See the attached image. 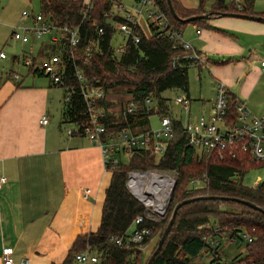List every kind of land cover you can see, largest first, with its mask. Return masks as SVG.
Returning a JSON list of instances; mask_svg holds the SVG:
<instances>
[{
    "label": "trees",
    "instance_id": "1",
    "mask_svg": "<svg viewBox=\"0 0 264 264\" xmlns=\"http://www.w3.org/2000/svg\"><path fill=\"white\" fill-rule=\"evenodd\" d=\"M206 1L200 0L196 9H185L172 0L178 16L183 21L172 16L166 0H157V3L159 9L168 17L171 27L181 34L189 23L210 26L207 19L187 20L198 15L209 14V19L229 13L258 15L253 11L254 0H246L245 8L239 12L232 3L225 0H213L211 9L206 10L204 7ZM39 2L41 13L50 14L59 25L79 27L82 39L74 49L76 65L89 81L94 84L98 82L105 88L108 96L103 100L105 107L107 109L110 107L108 99L110 95L124 96L120 99L122 106L120 116L117 118L114 113H109L103 119L109 131H116L122 127H129L136 132L145 131L151 127V116L155 114L170 116L166 110V98L162 94L166 90H181L189 96L190 67L197 65L203 67L209 62V58L203 62L194 60L190 56V51L185 50L178 40L170 38L165 30H161L155 24L149 25V35L139 29L140 41L134 43L129 39L125 51L116 53L111 45L116 33L113 24L120 19L105 15L111 11L113 0H91L92 8L87 13L88 18L83 14L86 8L84 0ZM100 28L104 31V35L99 38L101 51H92L87 55L86 48L90 40L98 37ZM43 56L44 51L40 49L34 60ZM31 72L34 75H42L35 71ZM69 82L71 86H77L74 80L69 79ZM147 97L158 101L157 109L146 106ZM130 100L137 102L139 106L134 113L125 114ZM234 102L235 99L231 97V107L234 106ZM84 109V100L77 93L68 111L63 113V119L67 117L70 122H79L80 118H83L81 114ZM171 118L175 136L164 156L156 162L152 153L136 152L131 156L129 164L120 163L111 172L99 228L95 232L79 237L62 264H75V254L85 249H90L99 256V264H146L169 222L167 218L162 221L145 220L144 226L151 227L153 233L159 226L161 227L158 238L152 243L150 254L145 252L150 242L148 239L141 244L124 241L119 245L116 238L127 236L135 218L145 212L143 205L126 186L127 172L130 169H147L150 166L175 172L177 184L169 206L170 216L178 203L201 195L241 198L263 210L262 212L232 200L189 203L178 211L175 223L152 264H190L192 261L202 264H264V181L253 187L246 186L242 181L245 173L252 168L264 167V162L255 166L258 163L253 162L246 154L220 160L208 152L199 153L189 144L188 137L183 132L182 122ZM195 166H201L203 173H197L196 169H193ZM197 175L205 177V186L201 189L190 188L191 179ZM216 228L229 234L231 240H235L236 243L244 241L246 257L223 262L220 246L213 249L204 240L206 235L214 237L220 235L221 232H217ZM244 233L252 238L251 242L241 236ZM211 250L217 255L212 257L208 255ZM209 257L211 259L207 260Z\"/></svg>",
    "mask_w": 264,
    "mask_h": 264
},
{
    "label": "crops",
    "instance_id": "2",
    "mask_svg": "<svg viewBox=\"0 0 264 264\" xmlns=\"http://www.w3.org/2000/svg\"><path fill=\"white\" fill-rule=\"evenodd\" d=\"M174 1L185 9H196L200 2ZM253 11L264 15V0H254ZM138 21L149 35L147 16ZM206 21L210 26L193 24L191 36L182 38L204 60L209 58L203 67L211 77L210 93L202 87L182 95L190 101L191 118L193 100L208 113L203 115L212 113L219 82L232 98L264 116V22L232 16ZM16 56L12 63L22 65ZM24 67L27 71H0V168L7 178L0 188V264L4 249L17 262L26 257L29 264H62L79 237L99 228L111 172L98 145L86 136L61 131L63 89ZM43 116L46 125L40 123ZM86 189L90 194L85 195Z\"/></svg>",
    "mask_w": 264,
    "mask_h": 264
},
{
    "label": "built area",
    "instance_id": "3",
    "mask_svg": "<svg viewBox=\"0 0 264 264\" xmlns=\"http://www.w3.org/2000/svg\"><path fill=\"white\" fill-rule=\"evenodd\" d=\"M234 5L237 11L245 8L246 0H226ZM91 0L85 2L84 17L88 18V11L91 7ZM106 17L112 15L120 20L114 22L115 32H120L125 38V42L116 47V53L125 51L127 41L132 39L134 43L140 41L138 30L142 29L138 17L146 15L149 24L157 25L161 30L174 40H178L183 47L190 51V56L194 60L203 62L204 58L196 53L190 44L182 39V34L171 27L168 17L159 9L157 0H137V5L133 10H127L121 1H115L112 9L105 14ZM23 17H32L33 25L15 26L12 29L11 39L23 44L31 43L32 38L41 40L40 48L44 46V56L34 58L38 54L22 53L16 56V61H20L31 71L48 77L53 86L60 87L64 91L63 113L68 111L72 105L75 94H80L84 100L85 109L82 112L83 118L80 121L70 122L67 117L63 119V124H72L73 127L66 128L68 136L82 135L98 145L102 149L103 163L109 172L115 170L122 160L123 155L131 156L134 152H150L161 158L167 151L170 141L175 136V129L172 118L168 115H161L157 128L150 127L145 131H134L129 127H122L116 131H109L103 119L109 113L113 114L111 107L108 109L103 104L107 99L105 88L97 83L89 81L83 71L76 65L74 49L80 43L82 37L78 26L68 24L59 25L53 17L41 12L31 13L23 10ZM143 30V29H142ZM115 33V34H116ZM44 35H49L47 40H42ZM104 35L102 28L98 30V37L90 40L86 48L87 55L92 51H101L99 38ZM39 48V49H40ZM7 55L1 51L0 61ZM264 67V53L261 59ZM70 67V68H69ZM67 73V74H66ZM69 73V75H68ZM18 80V74H10ZM69 79L76 82V87L70 85ZM109 99V98H108ZM129 99V98H128ZM176 104L182 105L187 115H190V101L187 97L177 96ZM148 106L153 103L151 97L145 99ZM231 96L225 83L219 82L216 87L215 99L212 113L201 115L197 119L187 120L183 124V132L187 135L189 144L199 153L208 152L218 159L225 157L235 158L239 154H246L256 163L264 162V116L255 115L244 101L235 100L231 107ZM137 103L130 100L124 113H134L137 110ZM42 125L48 124L47 116L40 120ZM131 157L128 158L130 160ZM205 177L191 179L189 186L193 189H201L205 186ZM7 182V178L0 168V188ZM176 178L172 173L160 168L130 169L127 172L126 186L130 193L143 205L145 212L138 215L132 223L134 227L129 229L127 236L116 238V243L122 245L124 241L141 244L153 237V229L144 226L145 220L160 221L165 219L169 212L170 202L176 187ZM86 189L85 195L90 194ZM216 228L220 235L204 236V240L211 247L221 246L223 241L235 242L231 240L229 234ZM241 236L248 242L252 238L246 233ZM214 250L208 255L216 256ZM207 256V253H206ZM203 256V257H206ZM211 258H207L210 260ZM212 261V260H211ZM75 264H99V256L90 249L78 252L74 256ZM3 264H29V259L24 257L20 261H15L11 251L4 249L2 254Z\"/></svg>",
    "mask_w": 264,
    "mask_h": 264
},
{
    "label": "rangeland",
    "instance_id": "4",
    "mask_svg": "<svg viewBox=\"0 0 264 264\" xmlns=\"http://www.w3.org/2000/svg\"><path fill=\"white\" fill-rule=\"evenodd\" d=\"M88 0L87 2H89ZM119 1V0H115ZM114 1V2H115ZM122 4L126 7L127 10H133L135 6L137 5V0H120ZM226 1V0H225ZM85 2V0H84ZM213 4V0H207L205 3V9L210 10ZM23 10H27L31 13H39L41 12L40 9V2L39 0H0V51H3L6 55H8V59L6 61H2L0 63V71L9 72L10 70L14 69L15 71H25L26 68L22 65H19L18 63L14 64L12 63L13 57L16 55H20L21 51L24 50L26 52L36 54L38 51V47L40 45L41 40H36L34 37L32 38L31 43L22 44L19 41H15L11 39V30L13 29L11 26H31L33 25L31 17H23L22 12ZM241 14V13H237ZM263 17V16H262ZM208 23V21H207ZM209 24V23H208ZM193 29V23H189L186 25L184 29V33L182 34V38L184 36V39H187L191 36ZM217 29V28H215ZM220 30V29H217ZM221 31V30H220ZM219 31V32H220ZM49 35H44L42 40H47ZM183 39V40H184ZM125 42V38L120 32H117L112 39L111 45L114 48V51H116V47L121 46ZM32 45V46H31ZM183 47V45H182ZM184 48V47H183ZM185 49V48H184ZM186 50V49H185ZM117 52V51H116ZM199 55V53H198ZM201 57V55H199ZM200 67L199 65H197ZM197 66H192L189 69V91L190 94L193 95L196 92L200 91L202 87L204 88L205 93H210V88L208 86V81L211 80V77L208 74L207 68L203 67V69H199ZM27 71V70H26ZM48 79V77H46ZM184 93L181 90H166L162 96L166 98V110L169 111V114L171 117H174L182 122V124H185L187 120H192L191 115H187L186 112L183 110L182 105L176 104L175 99L177 96H182ZM124 96L117 94V95H110V107L112 112L115 114V116L118 118L120 116L121 111V105H120V99H122ZM193 99V97H191ZM196 99V98H194ZM137 103V102H136ZM146 104V103H145ZM137 103V107H138ZM148 106V104H146ZM198 100H193L192 108H193V116L195 119L199 118L202 113L203 109L199 108ZM148 107H154L157 109L158 107V101L153 100V103H151ZM208 114V113H205ZM159 119L160 115L155 114L151 116L150 122L152 128H157L159 125ZM62 129L63 133L66 134V128L73 127L72 124H63L62 123ZM64 134V135H65ZM101 149V148H100ZM102 152V149H101ZM137 152V151H136ZM132 154L133 156L136 154ZM131 155V156H132ZM131 156L123 155L122 160L124 161V164H129L128 158ZM156 159V162L159 161V157L153 155ZM163 157V156H162ZM161 157V158H162ZM102 160H103V153H102ZM259 164H255L257 166ZM157 166H150L149 168H154ZM193 169H196L195 171L199 174H202L204 170L201 168V166H195ZM172 173V175H175L174 171H168ZM197 177L202 178L203 175H197ZM243 183L246 186L253 187L258 182L264 181V167H256L249 170L242 179ZM167 222L171 218L169 212L166 216ZM165 218V219H166ZM164 220V219H162ZM161 220V221H162ZM134 227L131 226L130 230H132ZM161 227L157 230H155V233H153V237L149 239L150 244L152 241H154L159 236ZM151 244L148 245L145 249V252L150 254V248ZM221 256L223 262H230L234 258H244L246 257V245L245 242H227L223 241L222 245L220 246ZM152 253V252H151ZM190 264H202L198 261H192Z\"/></svg>",
    "mask_w": 264,
    "mask_h": 264
},
{
    "label": "water",
    "instance_id": "5",
    "mask_svg": "<svg viewBox=\"0 0 264 264\" xmlns=\"http://www.w3.org/2000/svg\"><path fill=\"white\" fill-rule=\"evenodd\" d=\"M167 3H168V6H169V10L172 14V16L177 19V20H181L183 21V19H181L174 6H173V3H172V0H166ZM221 16H232V17H238V18H244V19H249V20H255V21H260V22H264V17L262 16H259V15H248V14H237V13H229V14H224V15H221ZM210 18V15L209 14H203V15H198V16H194V17H191L187 20H195V19H209ZM211 200H214V201H226V200H232V201H235V202H238V203H242L244 205H247V206H250L254 209H257L259 211H262L263 210L258 207L257 205H255L254 203L248 201V200H244V199H241V198H231V197H226V196H217V195H201V196H196V197H193V198H190V199H185L183 201H181L180 203H178L175 207H174V210L172 212V215H171V218L165 228V230L163 231L162 235L159 237L158 239V242H157V245H156V248L152 251V253L150 254L146 264H152L155 257L160 253L162 247H163V244L166 240V238L168 237L174 223H175V220H176V217H177V214H178V211L185 205L189 204V203H192V202H198V201H211Z\"/></svg>",
    "mask_w": 264,
    "mask_h": 264
}]
</instances>
